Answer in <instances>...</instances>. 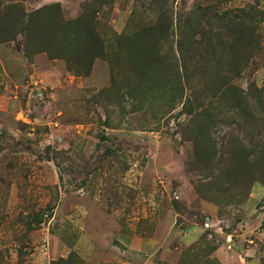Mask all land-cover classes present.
Listing matches in <instances>:
<instances>
[{"label": "rangeland", "instance_id": "rangeland-1", "mask_svg": "<svg viewBox=\"0 0 264 264\" xmlns=\"http://www.w3.org/2000/svg\"><path fill=\"white\" fill-rule=\"evenodd\" d=\"M249 13L225 93L224 18ZM253 86L264 0H0V264H264Z\"/></svg>", "mask_w": 264, "mask_h": 264}, {"label": "trees", "instance_id": "trees-1", "mask_svg": "<svg viewBox=\"0 0 264 264\" xmlns=\"http://www.w3.org/2000/svg\"><path fill=\"white\" fill-rule=\"evenodd\" d=\"M196 16L198 15L191 16L190 13H188L187 15L185 14L186 17L185 22H187L189 25H184V28L187 27L191 28L190 25H192V27L194 26L196 29V27L200 25V20L202 18ZM255 17L256 18L259 17V14L251 15L249 13L242 18H239L238 16H227L224 18V21L228 23L227 27L224 30L225 36H228V41L226 43H222L227 48L224 52L221 53V55L224 56L223 60L227 62V64H225V66H227L225 74L221 75V78L224 79V83L226 84V89L224 90L225 93H227L228 91L227 89L228 79L232 78L233 76L239 77L243 69L248 64V61L244 58V55H246L244 51L247 48L246 45L249 46L250 39L254 37V31H253L254 25H252V22L254 21ZM166 28L167 26L163 28L158 25V27H152L150 29L151 31L155 30L156 33L155 35L160 36L165 32ZM202 33L205 36H209V37L211 34L210 32L205 30L202 31ZM187 34L192 35V29H189L187 31ZM204 39L209 40L208 38H204ZM243 40H245L246 45L243 44ZM236 46H239L238 49L235 48ZM184 51H187L188 53L191 52L190 50H184ZM204 51H207V49ZM240 66H242V68ZM229 75L231 76L229 77ZM211 77L214 76L211 75ZM219 77L220 76L216 78V82L218 81ZM201 99L202 98H200L197 95L194 96L193 102L195 103V106L200 107V105L202 104ZM235 100H236L234 104L235 109L239 112V114L243 118L247 119L250 116L251 117L256 116L260 118V122H264V87L257 88L256 86H253L249 88L246 93L240 91L238 98ZM251 147L253 148L255 147V145H252ZM244 151H245L244 146L238 149H234L231 147V149L227 153L229 157V161L228 163L227 161L225 162L226 167L230 168V172L233 171L236 165L240 164L242 166L244 164L242 160ZM261 151H259V155L264 156V153H262Z\"/></svg>", "mask_w": 264, "mask_h": 264}]
</instances>
